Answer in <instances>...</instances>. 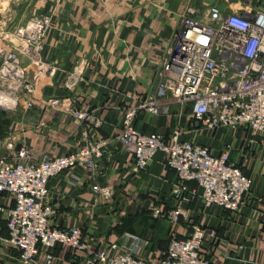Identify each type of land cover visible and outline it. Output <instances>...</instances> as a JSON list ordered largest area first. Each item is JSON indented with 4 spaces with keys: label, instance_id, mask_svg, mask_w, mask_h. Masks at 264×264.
Segmentation results:
<instances>
[{
    "label": "crops",
    "instance_id": "0c3cea01",
    "mask_svg": "<svg viewBox=\"0 0 264 264\" xmlns=\"http://www.w3.org/2000/svg\"><path fill=\"white\" fill-rule=\"evenodd\" d=\"M28 5L31 14L53 12L41 55L54 72L42 79L31 106L19 102L14 111L0 109V136L14 134L18 145L29 148L32 161L78 149L85 143L84 133L91 139L113 138L97 174L74 167L47 182L53 226H79L86 249L61 244L41 248L29 264H82L100 247L108 256L130 252L159 264L171 237H187L192 222L214 231L200 247L211 264H264V131L246 125L208 127L193 117L191 103L181 106L170 97L163 100L170 103L167 110H139L134 119L138 130L163 134L168 142L176 131L180 140L205 146L213 155L228 149L231 161L251 180L244 203L233 211L205 204L194 181L188 187L197 188V195L176 197V172L167 165L166 151L157 150L144 168L135 169L131 152L114 139L126 108L154 90L157 71L188 5L202 17L210 6L224 13L264 11V0H30ZM71 74L76 77L70 78L69 87ZM72 107L99 117L102 124L78 120ZM1 153H8L10 162L17 159L14 151ZM94 185H110L112 200L103 201ZM0 205L13 206L14 200L0 191ZM155 208H181L182 214L173 222L154 215ZM7 237L6 218L0 215V264H20L19 249Z\"/></svg>",
    "mask_w": 264,
    "mask_h": 264
},
{
    "label": "built area",
    "instance_id": "2783aa9c",
    "mask_svg": "<svg viewBox=\"0 0 264 264\" xmlns=\"http://www.w3.org/2000/svg\"><path fill=\"white\" fill-rule=\"evenodd\" d=\"M188 5L180 14L179 26L172 44L167 48L156 74L154 90L134 106L126 108L122 130L114 139L131 152L133 167L142 169L157 150L168 153L167 165L176 172L173 184L176 197L189 199L201 188L205 204L216 203L228 210H237L244 203L250 178L232 162L229 150L213 155L209 149L188 140H180L176 131L170 142L160 133L138 130L134 119L139 110L157 113L167 110L170 97L181 106L191 103L193 117L211 128L248 126L264 131V11L246 9L224 13L210 6L202 16ZM53 12H35L0 44V109L14 111L19 102L29 107L39 94L42 79L54 72V66L43 60L44 37L52 25ZM23 57L27 62H23ZM31 75V77H30ZM69 76L67 86H71ZM71 113L80 121L99 127L102 120L90 112L72 107ZM78 149L52 157L42 154L32 161L25 145H18L14 134L0 136V191L7 192L14 205H0L6 218L8 241L19 249L20 264H29L42 248L57 244L74 250L86 249V239L79 226L60 228L51 222L54 208L48 203L49 178L64 169L81 167L97 174L101 159L109 153L110 137L87 138ZM14 151V162L1 151ZM103 201L112 200L110 185H94ZM153 214L176 221L181 208ZM206 234L213 235L200 224L192 222L185 238L173 235L159 264H211L201 256L200 247ZM51 257L50 254L47 258ZM150 264L132 253L108 256L105 248L90 252L82 264Z\"/></svg>",
    "mask_w": 264,
    "mask_h": 264
},
{
    "label": "rangeland",
    "instance_id": "374dc122",
    "mask_svg": "<svg viewBox=\"0 0 264 264\" xmlns=\"http://www.w3.org/2000/svg\"><path fill=\"white\" fill-rule=\"evenodd\" d=\"M30 0H0V42L12 37V33L31 15Z\"/></svg>",
    "mask_w": 264,
    "mask_h": 264
}]
</instances>
